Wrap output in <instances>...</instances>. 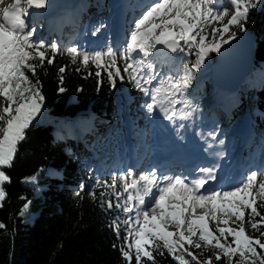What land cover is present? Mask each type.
I'll return each instance as SVG.
<instances>
[{
  "label": "snow or ice",
  "instance_id": "6c2138e0",
  "mask_svg": "<svg viewBox=\"0 0 264 264\" xmlns=\"http://www.w3.org/2000/svg\"><path fill=\"white\" fill-rule=\"evenodd\" d=\"M4 3L0 0V5ZM48 3L49 0H12L0 8V207L7 196L5 185L11 183L5 169L13 167L26 130L44 104L37 68L45 63L52 65L60 52L56 42L37 40L36 29L30 25L33 10H47ZM261 3L264 0H155L134 22L119 56L126 62L123 70L111 47L86 51L73 46L66 54L74 64L87 66L91 62L97 69L103 68L113 87L116 77L123 79L122 72L126 73L138 91L150 96L152 103H146L147 112L151 115L159 106L164 119L175 125L176 119L190 120L197 111L187 97L210 54H220L225 45L237 39L238 32H246L250 9ZM230 11V19L219 26ZM102 27L101 24L93 35ZM162 50L190 59L175 76L161 79L158 86L145 87L160 76L151 71L154 60L150 58ZM64 72L65 67L59 68L61 84ZM100 75L98 70L96 76ZM65 91L59 88L60 93ZM181 103L190 111L177 109ZM195 135L199 137L201 133ZM208 135L217 140L216 132ZM218 143L223 145L224 140ZM213 147L207 143L204 151ZM214 155L223 157L224 153ZM217 167L201 166L188 175L174 176L162 175L157 169L137 176L128 170L113 175L110 182L98 179L95 187L104 189L99 198L95 191L88 195L102 207L106 205L107 211L117 212L111 227L123 240L120 252L128 264L133 252L135 264H156V255L163 256L165 251L176 264H264V178L251 171L231 188L216 187ZM38 175L22 182L34 184ZM84 191L81 184L75 195L83 198ZM110 194L115 203L106 199ZM29 207L30 202L25 203L21 215ZM121 221L126 225L123 237ZM3 228L5 225L0 223ZM249 228L255 235L249 233ZM206 252L211 255L204 256Z\"/></svg>",
  "mask_w": 264,
  "mask_h": 264
},
{
  "label": "trees",
  "instance_id": "16d2710c",
  "mask_svg": "<svg viewBox=\"0 0 264 264\" xmlns=\"http://www.w3.org/2000/svg\"><path fill=\"white\" fill-rule=\"evenodd\" d=\"M112 2L87 0V6L75 19L81 26L95 15L113 19ZM132 28L127 25L125 40L112 47L117 52L121 70L126 62L119 56ZM245 28L256 37L254 70L235 91L238 93L236 103L225 94L224 101L218 104L229 113L228 122L223 123L202 105L198 109L206 126L205 133L216 132L217 142L228 137L242 118L247 117L251 136L243 150L251 152L260 148L264 139V3L250 9ZM64 30L66 34L63 28L60 30V52L53 58V64L45 63L37 68L45 97L41 112L26 130L13 167L5 169L11 183L5 185L7 196L0 207V223L5 225L0 229V264H128L120 252L123 240L117 238L111 227L117 212L107 211L106 205L102 207L88 192L95 191L99 198V192L104 189L95 187L97 180L110 182L113 175L123 174L120 159L129 136L149 144L151 119L145 108L147 97L129 82L126 73L122 72L123 79L116 77L113 87L103 68L97 69L91 62L87 66L72 63L66 51L73 47L69 41L73 32L67 27ZM179 58L180 64L190 59ZM259 65L263 69L257 81L254 73ZM61 67H65L63 84L58 74ZM98 70L99 77L96 76ZM206 70L201 69L199 86L190 90L187 99L191 103L205 98L213 85ZM27 74L35 80L31 73ZM60 87L66 91L60 93ZM126 114L132 122L130 134ZM67 124L71 129L63 127ZM59 128L63 134L56 132ZM135 173L144 172L137 169ZM37 174L34 184L22 182ZM81 184L85 186L83 198L75 195ZM106 199L115 203L111 194ZM28 202L29 209L21 215ZM125 229L121 221V237ZM248 231L255 235L250 228ZM209 255L210 252L204 254ZM155 260L156 264H176L166 251L163 256L157 254ZM131 264H135L134 252Z\"/></svg>",
  "mask_w": 264,
  "mask_h": 264
},
{
  "label": "rangeland",
  "instance_id": "374dc122",
  "mask_svg": "<svg viewBox=\"0 0 264 264\" xmlns=\"http://www.w3.org/2000/svg\"><path fill=\"white\" fill-rule=\"evenodd\" d=\"M51 1H56L57 3L66 2L67 5L77 3L78 5L77 6L72 5L73 7L70 10V12L69 13L67 12L61 18V20H58L57 22L55 21L52 22L49 19L51 12L48 9L40 10V11L33 10V15L30 18V25L34 26L36 29L35 38L37 40L42 39L49 43L56 42L58 44L59 36L61 35V31H60L61 28H63V34H66L67 31L64 30V27H67L74 34V38L70 40L71 44L77 48H80L81 50H86V51L104 50L107 49L108 47H112L113 43L117 42L116 41L117 39L123 37L124 27L126 25L134 27L135 20L142 15L143 11H145L149 5L155 2V0H150L148 1V4L145 5L146 3H144L143 0H131L130 3H127L128 1L125 2L123 0L124 4H122L120 7L119 2H117V0H114L111 3L112 13L114 15L113 20L111 19L110 16H106L105 18H102L99 17L98 15H95L91 17L87 23H85L84 28H81L79 26V23L76 21L75 17L78 14H80L81 11L87 6V0H49V2ZM10 3H12V0H5V3L0 5V8L6 7ZM123 11L125 13L124 17L122 15ZM230 15H231V11L229 16ZM227 17L228 16L223 18L219 26H222L224 24V21ZM101 24L104 27L100 28V30L96 32L95 35H93V32ZM213 24L215 25L216 22L214 21ZM55 34L56 37L54 38ZM239 34L240 33L238 32V35ZM209 39H211V37H209ZM215 55L216 53L210 54L207 63L204 66L207 69L206 74H208V76L210 75V66L213 63ZM182 57L184 59L189 58L186 55ZM150 59L154 60V67L153 69H151V71L154 74L159 72L160 76L156 77L152 85H145V87H149V88L153 86H158L159 81L161 79L166 80L169 77L175 76L178 70L185 64V63L177 64L180 58L177 56H169L167 54V51L165 52V50H162L161 54H158L156 57ZM262 69L263 68L261 65L255 68L254 78L257 81H259V74L261 73ZM199 83H200V78L198 73L197 79L194 82L192 89L195 90V88L199 86ZM225 94H227L228 100H230L233 103L237 102L238 100L237 92H224L220 90L218 87L212 85L205 98L202 97L200 99H196V101L191 103L193 107H197V111L193 113V118L187 121H181L179 119H176L175 124L179 123L186 125V127L178 128L177 130L180 132L179 134H181V137L183 138V143L191 146L192 149H190L189 154H195V153L197 154V147H198L203 151V153L198 154L200 157H203V155L208 154L209 152L211 153L212 150H220V152L224 153L223 155L224 157L226 155V152L229 150L230 153L224 165V168L217 176L218 177L217 181L223 179L222 184L218 187H223L228 189L236 184H239L240 181H242L246 177V175L251 171H257L260 174L264 173V141L261 142L260 148H256L251 152H248V150L243 151L244 145H246L247 141L251 136L247 117H243L238 128L235 129L233 132H231L228 137H225L223 139L224 140L223 145H219L217 141H213L211 137L205 133L204 129L206 126L203 123L201 117L199 116V109H198L199 105H202L206 110L210 112V114L220 117L223 123H227L230 117L229 113H227V111L224 108L218 106L220 102L224 101V98L226 97ZM146 97H147V102L152 103L150 96H146ZM168 106L171 107V105ZM176 108L177 109L183 108L184 111H190V108H184V105L182 103L177 104ZM149 116L152 125L150 144H145L135 139L133 135L128 138L127 146L125 147L126 149L125 152L127 154L123 156V158L120 161L122 173L128 170H132L133 168L135 169V172L137 169H141L143 170V172L156 169L155 165L153 166V162L154 164L157 163L155 162L156 160H154L153 158L154 154L156 153V147L155 148L153 147L154 146L153 134L155 132H158L156 129V124H158V122L166 123L167 120L164 119L159 106H157L154 112L151 115L149 114ZM125 119L128 127H131L132 122L128 114L125 115ZM63 127L67 129H71L72 126L67 124L64 125ZM229 129H231V127H229ZM56 132L58 134H63L62 128L56 129ZM196 132H200L201 136L199 137L196 136L195 135ZM206 141L207 143H212L214 145V147L212 149H209L208 152L204 151V149L207 148ZM179 142L180 141H178V143ZM137 144H139L138 147L139 150H138V155L135 157L134 150ZM163 151L164 152L166 151V147L163 148ZM165 153L161 154L162 159L163 158L167 159L168 155H166ZM226 166H229L231 169V173L227 177H225L227 172ZM135 172L134 174L137 175ZM160 173L162 175H165V172H160Z\"/></svg>",
  "mask_w": 264,
  "mask_h": 264
},
{
  "label": "water",
  "instance_id": "95a60500",
  "mask_svg": "<svg viewBox=\"0 0 264 264\" xmlns=\"http://www.w3.org/2000/svg\"><path fill=\"white\" fill-rule=\"evenodd\" d=\"M255 41L256 37L252 32L240 33L236 40L224 46L221 53L215 55L210 66V77L215 87L224 92H235L244 79L253 72ZM168 54L173 56L171 53ZM230 76L234 81L233 85L224 86L227 84H222V80H229ZM222 85L227 89L222 88Z\"/></svg>",
  "mask_w": 264,
  "mask_h": 264
},
{
  "label": "bare ground",
  "instance_id": "6f19581e",
  "mask_svg": "<svg viewBox=\"0 0 264 264\" xmlns=\"http://www.w3.org/2000/svg\"><path fill=\"white\" fill-rule=\"evenodd\" d=\"M57 2L56 1H51V2H49L48 4L50 5V6H48L47 7V9L48 10H50V12H51V15H50V20L53 22V20H52V15L54 14V11H55V9H53L52 8V4H56ZM61 4H65L66 5V9L64 10V12H62V14H64V13H66L67 11H68V13L70 12V10L72 9V7L73 6H77L78 4L77 3H74V4H71V5H67V3L65 2V3H58V5H61ZM73 5V6H72ZM228 19H230V16H228L226 19H225V21H224V24H226L227 23V20ZM102 21V20H101ZM223 26V25H222ZM239 75V74H238ZM231 77V76H230ZM234 77V76H233ZM227 80V79H226ZM222 80L223 81V83L222 84H227V85H224V86H232L233 85V79H232V77L231 78H229V80ZM230 81H231V83H230ZM230 84V85H229ZM222 88H224V89H227V87L225 88V87H223V85H222ZM179 123H176L175 125H173L172 123H170L169 121H166V123H164V122H161V127H162V132H164L165 134H166V136H167V138H166V140H165V142L167 143V144H169V146H171V147H173V148H176L177 146L180 148L179 150H180V152H181V150L184 152V153H188L189 154V151L188 150H190L191 149V146H189L188 144H184V143H178V142H176L175 141V139L177 138V137H180V138H182L181 137V134H179L180 132L177 130L178 128H180L179 127ZM173 141V145L171 144L170 145V142H172ZM134 154H135V152H134ZM189 155H191V154H189ZM170 159H168V161H169ZM227 161V160H226ZM226 175H225V177H227L228 175H230V173H231V169H230V167L229 166H226ZM169 175H172V174H169ZM224 177V178H225ZM222 181L223 180H218L217 182H216V184H215V186L216 187H218V186H220L221 184H222Z\"/></svg>",
  "mask_w": 264,
  "mask_h": 264
}]
</instances>
